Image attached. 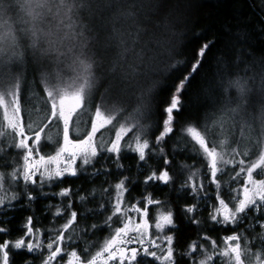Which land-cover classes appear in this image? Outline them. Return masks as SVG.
I'll return each mask as SVG.
<instances>
[{
    "label": "trees",
    "instance_id": "1",
    "mask_svg": "<svg viewBox=\"0 0 264 264\" xmlns=\"http://www.w3.org/2000/svg\"><path fill=\"white\" fill-rule=\"evenodd\" d=\"M7 8L8 0H0ZM115 3V0H113ZM91 3H94L91 0ZM121 5L135 4L133 10L136 12V19L139 25L144 29L141 36L140 45L145 48V64L141 70L151 64V70L146 75H141L131 86H127V81H122L121 74L111 73L110 64L116 54L114 47L104 48L107 29L100 26L102 18H106L111 12L116 11L115 7L106 9L99 14L89 16L85 23L92 27L88 33L90 37H95L89 43V49L96 54L100 61L99 66L94 67L98 78L96 87L91 92V103L93 105H102L110 111L116 112L117 121L126 126L135 124L132 132H129L124 141H122V150L119 160H115L112 154L108 152L100 153L94 162L87 166L84 174L76 176H65L56 182L52 190L54 193L62 189L71 188L75 193L71 195L72 209L78 213V219L74 227L76 231L69 230L65 235H71L73 245L70 249H76L81 252L88 248L90 253L98 250L97 246L102 244L106 237L110 236L111 228L105 225L104 221L111 214L109 202L115 195L114 185L127 177L125 186L127 192L124 199L127 205L139 202L143 207V200L146 194H151L152 199L160 201V204L150 206L148 219L153 223V217L156 215L173 213L175 227H166L163 235L174 234L176 247L181 248L182 255L178 257L176 250V264H197V262L214 251L210 242L203 239L208 236L216 240L218 244L221 239L237 231L242 234V247L247 244L249 255L252 260L255 259V253L264 249V240H261V231L263 230L258 220H264L262 213H253L248 211L246 217L235 226L224 227L211 221L210 215L205 208L210 206L213 211V205L217 204V189L211 183L207 176L204 160L192 149L190 141L181 132V129L189 124L209 127L210 138L221 140L227 138L228 146L226 148L225 159L231 160L233 154L231 147L238 148L240 141L239 134L232 135L229 128L223 123L221 126L216 121L225 118L229 121L236 115L239 119L245 118L243 107L238 104L241 100L235 101L234 89L231 82L240 80L248 81L250 89L243 98L246 104L264 107V86L261 85L260 77L254 74L259 73L264 67V0H119ZM15 16L12 12H5L0 18V41L7 44L3 37L10 31L15 30ZM129 23H131L129 21ZM212 41L202 65L197 74L190 80L186 90L181 94V109L175 112L174 132L161 145L155 144V136L162 126L165 117L164 107L168 103L169 97L174 90V83L180 76V71H166L168 64L181 61V71H187V65L194 59L195 52L203 44ZM22 44V42H21ZM137 51L140 50L138 47ZM22 59V68L14 70L12 74L19 76L21 82V106L22 116L25 123L39 121L36 128L43 126L47 122L45 111V89L52 85L57 87H68L71 83L70 77L73 75L71 69L64 67L62 73L63 82H57L49 76L48 83L44 78H39L41 71L37 70L36 62L31 58V52L22 45L19 49ZM5 58L4 55H1ZM54 66H44V71H52ZM107 89V91H106ZM234 101V102H233ZM213 102V103H212ZM216 103V106H215ZM239 107L235 112L230 111ZM242 108V109H241ZM0 113L2 111L0 110ZM34 116L33 118H31ZM42 117V119H41ZM86 118V123L88 117ZM51 126L42 134L41 151L52 153L59 142L44 141L45 134L52 131ZM111 126L107 127L110 130ZM50 131V132H49ZM140 134L141 138H148L152 143L154 151L149 152L145 161H139L135 152H130L127 145L134 143V137ZM114 133L111 131V137ZM250 140L241 151H250L255 149L257 143ZM12 144L11 136H6L0 141V172L10 169L8 155L13 157V162L20 161L19 153L7 147ZM42 146L47 149L42 150ZM162 147L164 152L160 153ZM249 148H251L249 150ZM239 149V148H238ZM240 150V149H239ZM167 158L170 163L164 164ZM243 158V157H238ZM122 165L123 167H120ZM226 172L218 177L220 180V195L227 198L223 192L225 177H232L235 171L231 165H225ZM9 168V169H7ZM119 171L118 177L112 173L114 169ZM167 168L172 180L168 184L161 182H149L145 184V178L152 171H159ZM101 172L102 176L92 174ZM189 176L198 185L203 184V190L193 192L187 184ZM240 181V179H239ZM94 184L93 190H86L81 187L87 183ZM223 182V183H222ZM107 189V191H105ZM84 193V194H83ZM79 195L86 196L85 201L78 199ZM75 197V198H74ZM207 197L206 207H198L201 204L200 199ZM74 198V199H73ZM69 197L59 196L53 208L37 217L36 213L40 205L48 206V201L34 200L27 202L25 207L15 208L11 211H0V221L10 229V233L5 236L0 234V241L4 239H14L20 236L23 231L26 215L33 218V227L40 228L42 235L47 236L44 227H39L38 219L41 217L44 221L53 220L55 233L59 231L60 226L65 223L68 212L64 211L62 216L54 213L55 207L65 209ZM104 207L101 209L100 205ZM196 205L193 213H187L185 209ZM203 208L204 210H200ZM32 210V212H31ZM130 213V212H129ZM128 213V214H129ZM28 218V217H27ZM199 221L193 223L192 219ZM97 225L92 228V225ZM120 226L117 218H113V227ZM196 241L197 244H203L205 250L199 248L193 257H185L183 253L187 250L189 243ZM179 258V259H178ZM30 255L26 251H10L9 264H34L30 261ZM264 259V256H262ZM256 261V260H255ZM148 264H154L148 260ZM140 264V263H138ZM209 264H220V260L214 259Z\"/></svg>",
    "mask_w": 264,
    "mask_h": 264
},
{
    "label": "snow or ice",
    "instance_id": "2",
    "mask_svg": "<svg viewBox=\"0 0 264 264\" xmlns=\"http://www.w3.org/2000/svg\"><path fill=\"white\" fill-rule=\"evenodd\" d=\"M136 6L135 4L121 5L119 0H115V3L113 0H104L102 4L97 5L105 9L113 7L116 9L108 17L101 19L100 26L107 29L108 33L105 36L104 48L114 47L116 49L109 71L121 74V79L127 81V86H131L138 77L146 75L151 70L150 61L148 66L141 70V66L145 64V48L140 45L144 29L136 19V12L133 10ZM92 7L90 0H8L6 9L0 2V18L6 11L12 12L16 18L15 30L3 37L7 44L0 41V55L5 56L4 60H0V83L5 79L10 82L9 86L0 91V110H2L0 141L10 135L12 144L7 147L16 150L22 161L20 168L11 174L12 180H22L25 185H35L38 183L37 175L40 177V183L45 180L63 179L66 175L76 176L78 174L77 160L82 166L90 165L95 158L100 156L101 151L112 154L113 158L118 161L122 141L136 127L135 124L126 126L118 121L114 123L116 112L119 109L110 111L102 105L91 103V92L98 81L94 67L99 66L100 61L89 49V43L95 37L88 35L92 27L84 22L81 11L85 10L92 15ZM211 43L212 41H208L196 50L194 59L187 65V71L180 70V65L183 63L181 61L168 64L166 71H180V76L174 83V90L164 107L165 117L155 136L156 145H161L174 132V113L181 109V94L200 69ZM22 45L31 52V58L35 60L37 70L41 71L46 84L49 76L57 82H63L62 73L65 66L73 73L68 87L52 85L45 89L47 122L36 129L31 121L25 124L20 99L22 89L20 78L12 74L9 66L13 58L19 59L21 55L19 49ZM138 47L139 51L136 50ZM46 65L54 66L52 71L45 72L43 69ZM257 75L260 77L261 85L264 86V67L252 78L255 79ZM231 83L243 93L244 84L239 79ZM230 111L235 112L236 110L231 109ZM85 115L88 117V126L81 131L78 125L81 123V117ZM61 122L62 144L57 142L54 155L42 153V134L54 123ZM215 123L223 126V118ZM108 126H111L110 131L114 133V138L103 141L102 129ZM70 129L72 135H70ZM181 132L188 138L196 154L204 160L207 175L211 183L216 186L218 206L213 205V211L210 213V218L214 222L224 227L235 226L247 216L249 209L253 213L264 212V144H257L255 149L250 151H241L237 147H231L230 152L233 156L231 160H228L225 159L229 143L227 138L221 140L210 138L209 127L189 124L182 128ZM97 133L101 134L100 139ZM48 142H51L50 137ZM105 143L108 145L106 148ZM127 146L137 154L139 161H145L149 152L155 150L149 139L146 137L142 139L140 134L134 137V147L132 144ZM159 151L161 154L164 152L162 147ZM238 157L243 158L237 159ZM169 163L170 161L165 158L164 164ZM229 164L233 169H237L239 165L232 176L233 180H238L242 176H246V179L241 192L229 197L226 202V199L220 195V180L217 177L219 173L225 171L223 165ZM254 174L260 178L255 179ZM126 179L127 177L114 185L115 195L109 202L111 214L106 217L104 223L111 228L110 236L97 246L98 250L94 253H90L88 248H84L81 252L75 248L72 249L68 255L74 259H67L66 264H112V262L138 264V257L155 261L157 264H176V250L173 247L174 234L163 235L166 227H175L173 213L168 211L166 215L153 217L156 229V234L153 235L149 231L153 225L148 219V210L151 205L160 204V201L152 199L149 193L144 197L143 207L139 202L127 205L124 199L127 192ZM171 180L172 176L168 169L163 168L159 171H152L145 178L144 183L158 181L168 184ZM188 180L187 186L193 192L198 189L203 190L202 183L198 185L191 176ZM3 181V175H0V193H3L0 195V208L18 198L16 194H7ZM72 191L71 188H65L58 193L61 197H69L66 208L57 209L56 212L57 216H62L64 211L68 212L66 221L60 226L59 231L55 235H50L44 243L41 240L40 228L34 229L33 227V218H26L20 236L14 240L0 241V264H9L10 250L34 253L44 248L47 249V255L42 264H54V262L62 264L67 251V241L72 239L71 235L66 237L65 234L69 230L76 231L74 225L78 219V213L72 209L70 199ZM233 191L235 192V189ZM26 198L35 199L31 193H27ZM78 199L83 202L87 197L79 195ZM233 201L235 203H232ZM100 207L102 209L104 205L101 204ZM195 209L196 205H192L185 211L193 213ZM129 212L137 213L138 217L129 216ZM114 217L117 218L120 226L113 227ZM190 219L193 223H199L194 218ZM257 223L264 227V220H258ZM91 227L96 228L97 225L94 224ZM9 233L10 229L0 221V234L7 236ZM203 239L210 242L214 251L209 252L197 264H209L214 259L220 260V264H252V256L249 255L250 250L247 244L245 243L242 247L241 233L234 231L222 238L219 244L208 236H204ZM130 245H138V247H129ZM150 248L156 250H150ZM198 248L201 251L205 250L203 244L198 245L196 241H191L183 255L193 257ZM254 255L258 264H264V259H262L264 249L257 251ZM58 257L61 259L58 260Z\"/></svg>",
    "mask_w": 264,
    "mask_h": 264
},
{
    "label": "bare ground",
    "instance_id": "3",
    "mask_svg": "<svg viewBox=\"0 0 264 264\" xmlns=\"http://www.w3.org/2000/svg\"><path fill=\"white\" fill-rule=\"evenodd\" d=\"M92 1L94 2V3H92V5H93V7H92V13L99 14L100 11L101 12L106 11V9L103 8V7H97V5L102 4L104 2V0H92ZM90 2H91V0H90ZM92 15H89L88 12L85 11V10H82L81 11V17H82V19H84V22L88 21L89 16H92ZM34 62H35V60H34ZM47 71H48V69L45 70V72H47ZM39 78H42L41 74L38 77V79ZM5 80H7V79H5ZM241 83L244 84V91H243V93H241L240 89L237 86H235V84H232L233 89H234V94L233 95H234V98H235L234 100L235 101L241 100L238 104H240L243 107V110L246 113L245 114V118L243 120H241L236 115H234L232 117V120L230 119L228 121L227 118H225L226 120H225L224 124L228 126L229 132H231L230 133L231 135H232V133H233V135H236L238 133L239 134V137L238 138H243V139H247V140H249V139L252 140L253 139V141H254L257 138V137L255 138L256 133H258L259 130L261 129V127H262L261 126L262 125V122H263V126H264V107L261 106V105L260 106L259 105L258 106H253L251 104L248 105V104H246V102H245L244 99L242 100V98L248 93V92H246V90H248L250 88H248L249 87L248 81H246V83H244V82H241ZM215 106H216V103H215ZM235 110H237V112H238L239 107L238 106L235 107ZM257 116H260V118L256 119ZM130 152H132V151H130ZM6 161H10V165H11V163H13V157L11 155H8V159H6ZM85 172H86V168H85V171L84 172H81L78 175L84 174ZM118 172L119 171L117 170V168L112 171V173H114V175L116 177H118ZM225 172H226V170L224 171V173ZM96 174L99 175V176H102V173L101 172L100 173L97 172V173L92 174L91 177H94ZM84 176H87V177H89V179H91L90 176H88L87 173H85ZM222 180H225V179H222ZM56 182L53 183L50 186V188L47 187V190L48 191L49 190L51 191V193H52L51 195H44L42 193V192L46 191L45 190L46 188H39V187H37L33 191H31V190H29L27 188L16 189L15 190L16 193L19 192L20 195L18 196V198L15 201H13L11 203L10 207L7 209V212L8 211H11V210H13L15 208L21 207L22 204L25 207V205L27 204V202H31L32 203L34 200L44 201V199H46L48 201V203H49L48 206L45 205L46 207H44V205L43 206L40 205L39 206V209L37 210V213H36L37 217L41 216L42 214H44L48 210V208H53L55 206V204H56V201H57V199L59 197V195H58L59 192L54 193L53 190H52V187H54V185L56 184ZM81 187L84 188V189H86V190H90L91 191V190L94 189L95 186H94V184H91L89 182V183H87L85 185H82L81 184ZM222 190H223L225 196H227L226 195V191H225L226 190L225 187ZM27 193H31L35 197V199L28 200L26 198V194ZM72 193L74 194L75 193V190H73ZM199 202H201V204L198 205L197 209L199 207H204V206L206 207V205H207V197L201 198ZM55 208L56 209H60V208H58V206L55 207ZM200 210H204V209L201 208ZM205 211L207 212L208 215H210V213L212 212V209L210 210V206H207V208H205ZM31 212H32V210H31ZM27 217H31V216L26 215V218ZM211 221H213V220L211 219ZM53 223H54L53 220L49 219L48 221H44L41 217L37 221V224H38L39 227H44L45 228V231H46L47 235L55 234V227H54ZM215 224L217 226L219 225L217 222H215ZM3 240H4V238H3ZM71 245H73L72 242L68 243V247H67L68 250H72V249H70V246ZM176 250H177L178 257H180L182 255L181 248L176 247ZM28 254L30 255V258H31L30 261L35 262L34 264H41L42 258H41V255L40 254H33V253H29V252H28ZM139 263L140 264H148L147 262H139ZM23 264H27V263H23Z\"/></svg>",
    "mask_w": 264,
    "mask_h": 264
},
{
    "label": "rangeland",
    "instance_id": "4",
    "mask_svg": "<svg viewBox=\"0 0 264 264\" xmlns=\"http://www.w3.org/2000/svg\"><path fill=\"white\" fill-rule=\"evenodd\" d=\"M5 58H2V56L0 55V60H4ZM10 67H11V69H12V72L14 71V70H19V69H21L22 68V59L19 57V59H16V58H13V62L12 63H10V65H9ZM9 83L10 82H8L7 80H5V81H3L2 83H0V91H2L3 89H4V87H7V86H9ZM2 111V110H1ZM34 116H32L31 118H33ZM258 118H260V116H257L256 117V119H258ZM41 119H42V117H41ZM255 119V120H256ZM33 122H35V123H33V126H34V129H36V126H37V124L38 123H40L39 121H33ZM25 124H27V123H25ZM86 126H88L87 125V123H86V118L85 117H81V123L78 125V127H79V129L81 130V131H83L84 130V128L86 127ZM262 126V127H261ZM260 127H261V129L259 130V132L258 133H256V135H255V138L258 140L257 141V143L258 142H261V144H264V126H263V122H262V125H261ZM51 130L50 131H52L51 133H47V134H45V136H44V141H46V142H48V140H49V137L51 138V141L52 142H55L58 138H59V143H61L62 144V122L61 123H54L53 125H51ZM49 131V132H50ZM102 133H103V136H102V140L103 141H109V140H111V139H113L114 138V135L111 137V131L110 130H107V127L105 128V129H102ZM229 133H231V132H229ZM70 135H72V132H71V129H70ZM97 137H98V139H100L101 138V134L100 133H97ZM233 137H234V135H233V133H232V140H233ZM253 140V139H252ZM42 141V140H41ZM254 142H255V140H254ZM29 143H31V141H29ZM250 143V139L249 140H247V139H243V138H240V141L238 142V148L241 150L242 148H244L246 145H248ZM108 145H107V143H105L104 144V147L106 148ZM244 146V147H243ZM57 147V146H56ZM55 147V148H56ZM132 147H134V143H133V145H132ZM54 148V149H55ZM43 149H47L46 148V146H42V150ZM251 148H249V150H250ZM129 150L130 151H132V148H129ZM102 152H106V151H101V153ZM132 152H134V151H132ZM42 153H44V154H55L54 153V151H52V153H46V151H42ZM21 163H22V161L20 160V161H16V162H13V163H11V165L9 166L10 167V169L9 168H7V169H9L8 171H5V170H2L1 172H0V175H3V177H4V181H3V183H4V185H5V188L7 189V194L8 195H12V194H16V195H20L19 194V192H17L16 193V189H22V188H27V189H29V190H31V191H33V190H35V188H37V187H39V188H46L45 190L46 191H44V192H42L44 195H51L52 193H51V191L49 190H47V187H49L50 188V186L53 184V183H55L56 181H58V180H60V179H57V180H51V181H48V180H45V181H43V183H40L39 181H40V177H39V175H37V181H38V183L37 184H35V185H31V184H28V185H25L24 183H23V181L22 180H12L11 179V174L14 172V171H17L19 168H20V166H21ZM76 166H77V170H78V174L79 173H81V172H84L85 171V168H87V166H82L81 165V162L79 161V160H77V162H76ZM223 167H224V169H226V167L227 166H225V165H223ZM77 174V175H78ZM207 174V173H206ZM224 174V172L223 173H219L218 174V177H220L221 175H223ZM66 176H69V177H72L71 175H66ZM208 176V175H207ZM217 177V178H218ZM208 178H209V176H208ZM254 178L255 179H259L260 177L259 176H256L255 174H254ZM210 179V178H209ZM225 179V181H226V183L224 184V187H225V191H226V195H227V198H226V202H227V200H228V198L229 197H231V196H233V195H236V194H238V193H240L241 192V188H242V185L244 184V182H245V179H246V176H242L241 178H239L240 179V181H239V179L238 180H233L232 179V177H225L224 178ZM226 185V186H225ZM235 189V192L233 191ZM3 193H0V195H2ZM16 199H14V200H12L11 201V203L13 202V201H15ZM11 203L10 204H7L5 207H3V208H0V211H5V210H7L9 207H10V205H11ZM232 203H235L234 201L232 202ZM217 206H218V203L216 204ZM230 206H231V204H230ZM251 209H249L248 211H250ZM56 212H57V209H55L54 210V213L56 214ZM258 214V213H257ZM262 214L264 215V212H262ZM129 216H136V217H138V214L137 213H134V212H130L129 214H128ZM164 215H166V214H164ZM159 216H161V215H156L155 217H159ZM218 219H219V217H218ZM154 223H155V221H153V223H151L150 222V224H152L153 225V227H151L150 229H149V231L153 234V235H155L156 234V229H155V227H154ZM218 224H220V223H218ZM60 229V228H59ZM263 230L261 231V233H262V236L260 237V239L261 240H264V227L262 228ZM56 234V233H55ZM55 234H52V235H55ZM50 235H47V236H44V235H41V240L44 242V243H46L47 242V239H48V237H49ZM67 237V236H66ZM233 243H235V242H233ZM67 247H68V241H67V244H66V249H67ZM150 250H156V249H151L150 248ZM11 251V250H10ZM71 250H68L67 249V251L65 252V255H64V258H63V261H62V264H66V262H67V259H74V258H71L69 255H68V253L70 252ZM33 254H40L41 255V258H42V260H41V264H42V261H43V259L45 258V256L47 255V249L46 248H44V249H42V250H37L36 252H34ZM59 259H61V258H59L58 257V260ZM148 261V259H146V258H144V257H138V263L139 262H147ZM148 263V262H147ZM153 263L154 264H157V262H155V261H153ZM54 264H55V262H54ZM112 264H116V262H112ZM126 264H127V262H126ZM252 264H258V262L257 261H255V259H253L252 260Z\"/></svg>",
    "mask_w": 264,
    "mask_h": 264
},
{
    "label": "flooded vegetation",
    "instance_id": "5",
    "mask_svg": "<svg viewBox=\"0 0 264 264\" xmlns=\"http://www.w3.org/2000/svg\"><path fill=\"white\" fill-rule=\"evenodd\" d=\"M129 247H138V245H130Z\"/></svg>",
    "mask_w": 264,
    "mask_h": 264
}]
</instances>
